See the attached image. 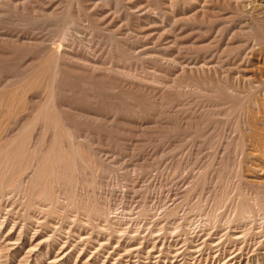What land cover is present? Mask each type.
<instances>
[{
    "label": "rangeland",
    "instance_id": "obj_1",
    "mask_svg": "<svg viewBox=\"0 0 264 264\" xmlns=\"http://www.w3.org/2000/svg\"><path fill=\"white\" fill-rule=\"evenodd\" d=\"M14 140L0 241L20 245L0 264H264V0H0V155ZM53 147L89 156L62 205L46 178L43 200L19 194Z\"/></svg>",
    "mask_w": 264,
    "mask_h": 264
},
{
    "label": "bare ground",
    "instance_id": "obj_2",
    "mask_svg": "<svg viewBox=\"0 0 264 264\" xmlns=\"http://www.w3.org/2000/svg\"><path fill=\"white\" fill-rule=\"evenodd\" d=\"M171 2V1H170ZM165 6V5H164ZM154 10V9H153ZM153 10H151V11H153ZM141 20V19H140ZM126 23V22H125ZM127 29V28H126ZM138 29V28H137ZM141 29V28H140ZM131 32V31H130ZM66 41H68V40H66ZM179 44V43H178ZM171 45V44H170ZM125 46V45H124ZM176 46V45H175ZM83 47V46H82ZM230 47V46H229ZM71 48V47H70ZM86 49V48H85ZM143 49V48H142ZM94 50V49H93ZM130 50V49H129ZM177 50H178V48H177ZM52 51V50H51ZM138 51V50H137ZM46 52V51H45ZM90 53V52H89ZM64 54V53H63ZM154 54V53H153ZM57 55V54H56ZM140 55V54H139ZM63 56V55H62ZM67 56V55H66ZM65 56V57H66ZM49 57H51V56H49ZM60 56H58L57 57V59H55V61L57 60V65H59V63H60V58H59ZM64 57V58H65ZM174 57V56H173ZM54 58V57H53ZM68 58V57H67ZM52 59V58H51ZM62 59V58H61ZM55 61H53V63L55 62ZM64 61V60H63ZM175 62H176V60H174ZM173 61V62H174ZM162 62V61H161ZM174 62V63H175ZM42 63V62H41ZM45 63V62H44ZM43 65V64H42ZM53 65H55V64H53ZM148 65V64H147ZM176 65V64H175ZM55 67V66H54ZM46 68V70H47V67H45ZM152 68V67H151ZM43 69V68H42ZM52 70V69H51ZM103 70V69H102ZM152 70H154V69H152ZM40 71V70H39ZM45 71V70H44ZM48 71V70H47ZM59 72L60 71H58V70H56L55 71V77L57 78L58 77V75H59ZM124 72V71H123ZM203 72V71H202ZM201 72V73H202ZM214 72V71H213ZM53 73V72H52ZM63 73V72H62ZM156 73V72H155ZM209 73V72H208ZM43 74H45V73H43ZM161 74V73H160ZM215 74V73H214ZM31 75H33V74H31ZM38 76V75H37ZM45 76V75H44ZM165 76V75H164ZM167 76V75H166ZM202 76H203V73H202ZM39 77V76H38ZM41 77H39L38 79H40ZM45 79V78H44ZM60 79V78H59ZM57 81V80H56ZM59 83H60V81H59ZM55 84V83H54ZM63 85V84H62ZM28 86V85H27ZM56 86V85H55ZM60 86V85H59ZM3 88V87H2ZM54 88H56V87H54ZM25 93V92H24ZM60 96V95H59ZM8 97V96H7ZM7 99V98H6ZM55 99V98H54ZM10 100V99H9ZM25 104V103H24ZM56 106V105H55ZM3 107V106H2ZM17 107V106H16ZM60 107V106H59ZM61 107H62V105H61ZM5 108V107H4ZM62 109V108H61ZM65 109V108H64ZM72 109V108H71ZM2 110V109H1ZM69 110V109H68ZM149 110V109H148ZM55 111V110H54ZM70 111H72V110H70ZM35 112V111H34ZM58 113V112H57ZM76 113V112H75ZM59 114V113H58ZM62 114V113H61ZM86 114V113H85ZM64 115V114H63ZM38 116V115H37ZM49 117V116H48ZM98 118V117H97ZM46 121V120H45ZM23 122V121H22ZM6 123V122H5ZM36 124H37V121L35 122ZM52 123V122H51ZM48 124V123H47ZM44 126V125H43ZM161 126V125H160ZM42 127V126H41ZM40 127V128H41ZM51 128V127H50ZM69 128V127H68ZM35 129V128H34ZM33 129V130H34ZM59 130H60V128H59ZM65 130V129H64ZM19 132V131H18ZM63 132V131H62ZM56 133V132H55ZM60 133V132H59ZM49 136V135H48ZM47 136V137H48ZM54 136V135H53ZM61 136V135H60ZM4 137V136H3ZM18 137V136H17ZM64 137V136H63ZM27 138V137H26ZM29 138H31V137H29ZM34 138V137H33ZM79 138V137H78ZM35 140V139H34ZM34 140H33V144L32 145H34ZM82 140V139H81ZM87 140V139H86ZM6 141V140H5ZM53 141V140H52ZM7 143V142H6ZM8 144V143H7ZM59 144V143H58ZM30 145V144H29ZM64 145V144H63ZM16 147V141L14 140V141H11L7 146H6V148H5V151L0 155V161H1V163H2V165H4L7 169H6V171L5 172H1L0 173V177L2 178L6 173L8 174L9 173V171L8 170H10V168H11V166H13V164H15V162L16 163H18L20 160V156L18 155V153H17V151L15 150V149H13V147ZM38 146V145H37ZM60 146V145H59ZM62 146V145H61ZM4 147H5V145H4ZM30 147V146H29ZM42 147V146H41ZM75 147H77V146H75ZM79 148V147H78ZM41 149V148H40ZM43 149V148H42ZM47 149V148H46ZM60 149H62V148H60ZM73 149H74V147H73ZM15 150V151H14ZM23 150V149H22ZM32 150V149H31ZM66 150V149H65ZM80 150V149H79ZM85 150V149H84ZM31 152V151H30ZM33 152V151H32ZM41 152V151H40ZM62 152V151H61ZM69 152V151H68ZM79 152H81V151H79ZM52 153H54V147L53 148H51L48 152H47V156L45 157V156H42L41 158H40V154H39V156H37V153L35 154L34 153V155H33V160H32V163H31V165H32V167H34V171H33V174H34V177H32V178H30V179H28V180H25L24 182H23V185H22V188L20 189V192H19V194L20 195H23V197L25 198V197H29V196H34V195H36V192L38 193L36 196H37V198L38 199H41V200H43V195H44V192H45V186L44 187H41L39 190L37 189L38 187H39V185H40V181H42V180H44L43 178H46V181L53 187V189H52V191L54 192V195H53V198L55 199V201L53 202V203H55V205H59V204H61V201L60 200H63L64 198H65V196L67 195V192H66V189L64 190V188L65 187H63V188H61V186H62V178H59V176H60V173H62V174H64V173H66L67 171H71V170H73L75 167H76V165H77V163H79L80 165H83L84 163H86L87 161H86V159L89 157H87L86 159L85 158H81L80 159V161H78V162H76L75 160H73V157H72V155L71 154H64V155H62V156H60V155H57V154H53V155H51ZM65 153H66V151H65ZM84 153H86V152H84ZM77 154V153H76ZM81 154H83V152L81 153ZM87 154V153H86ZM103 154V153H102ZM84 155V154H83ZM89 155H91V154H89ZM22 156V155H21ZM28 156V155H27ZM26 156V157H27ZM84 157V156H83ZM93 158V157H92ZM90 159V158H89ZM19 160V161H18ZM21 162H22V160H21ZM45 162V166L44 167H42V165L41 164H43ZM90 162V161H89ZM93 162H94V160H93ZM92 162V163H93ZM96 163V162H95ZM20 166H21V163H18ZM88 164V163H87ZM18 165V166H19ZM34 165V166H33ZM92 165V164H91ZM94 165H96V164H94L93 163V166ZM49 166V168H47ZM95 167L96 166H94L93 167V169L95 170ZM9 168V169H8ZM82 168V167H81ZM28 169V168H27ZM98 169V168H97ZM11 170H12V168H11ZM14 170V169H13ZM82 171H83V169H81ZM8 171V172H7ZM26 171V170H25ZM97 171V170H96ZM94 172V171H93ZM98 172V171H97ZM79 173V172H78ZM61 174V175H62ZM82 174V173H81ZM92 174V173H91ZM97 174V173H96ZM95 174V175H96ZM216 174V173H215ZM94 175V174H93ZM33 176V175H32ZM66 176H67V174H66ZM75 176V175H74ZM89 176V175H88ZM0 178V179H1ZM69 178V177H68ZM89 178V177H88ZM17 179V178H16ZM25 179V178H24ZM65 179V178H64ZM71 179V178H70ZM69 179V180H70ZM95 179V178H94ZM77 180H79V179H77ZM70 181H72V180H70ZM92 181V180H91ZM78 182V181H77ZM0 184H1V181H0ZM86 184V183H85ZM68 185V184H67ZM70 185V184H69ZM88 185V184H87ZM90 186V185H89ZM0 187H1V185H0ZM18 187H19V185H18ZM68 187V186H67ZM66 187V188H67ZM70 187H71V185H70ZM69 187V188H70ZM84 187V186H83ZM92 187V186H91ZM82 188V187H81ZM85 188H87V187H85ZM89 188V187H88ZM7 190V189H6ZM67 191H68V189H67ZM8 195V194H7ZM17 195V194H16ZM8 197V196H7ZM15 197V196H14ZM22 197V198H23ZM23 198V199H24ZM68 198V197H67ZM90 198V197H89ZM98 198V197H97ZM22 200V199H21ZM29 200V199H28ZM48 200H50L49 198H47L46 199V201H48ZM68 200H70V199H68ZM98 200V199H97ZM250 200V199H249ZM63 201H65V200H63ZM257 201H259V200H257ZM14 203V202H13ZM19 203V202H18ZM124 203V202H123ZM165 203V202H164ZM214 203V202H213ZM221 204H222V202H220ZM252 203V202H251ZM40 204H41V202H40ZM127 204V203H126ZM35 205V204H34ZM38 205V204H37ZM62 205V204H61ZM77 205V204H76ZM102 205V204H101ZM124 205V204H123ZM150 205V204H149ZM210 205V204H209ZM220 205V204H219ZM218 205V206H219ZM32 206V205H31ZM40 207H38V208H40V210H45V209H47V208H49L50 207V205H48V207H47V204H45V205H43V206H41V205H39ZM51 206H54V204H52ZM71 206V205H70ZM128 206V205H127ZM208 206V205H207ZM242 206V205H241ZM17 207V206H16ZM28 207V206H27ZM133 207V206H132ZM210 207V206H209ZM216 207H217V205H216ZM215 207V208H216ZM229 207V206H228ZM260 207V206H259ZM10 208V207H9ZM8 208V209H9ZM153 208V207H152ZM168 208V207H167ZM212 208V207H211ZM210 208V209H211ZM226 208V207H225ZM234 208V207H233ZM232 208V209H233ZM37 209V208H36ZM52 209V208H51ZM150 209V208H149ZM160 209V208H159ZM207 209V208H206ZM220 209V208H219ZM231 209V208H230ZM245 209V208H244ZM69 210V209H68ZM90 210H91V208H90ZM108 210V209H107ZM213 210V209H212ZM214 210H216V209H214ZM223 210V209H222ZM257 210V209H256ZM261 210H262V208H261ZM59 211V210H58ZM125 211V210H124ZM127 211H128V209H127ZM153 211V210H152ZM219 211H221V209L219 210ZM234 211V210H233ZM17 212V211H16ZM23 212H26L25 210L23 211ZM33 212V211H32ZM217 212H218V210H217ZM231 212H232V210H231ZM245 212V211H244ZM248 212V211H247ZM255 212V211H254ZM51 213V212H50ZM62 213V212H61ZM69 213V212H68ZM108 213V212H107ZM155 213V212H154ZM165 213V212H164ZM209 213V212H208ZM215 212L213 211V212H211V213H209V214H207L208 216V221H210V223H215L214 221H216V219H217V216L214 214ZM220 213V212H219ZM228 213V212H227ZM257 213V212H256ZM110 214V213H109ZM130 214V213H129ZM171 214V213H170ZM230 214V213H229ZM249 214V213H248ZM60 215H62V214H60ZM241 215H242V213H241ZM81 216V215H80ZM99 216V215H98ZM130 216V215H129ZM249 216V215H248ZM2 217H4V216H2ZM60 217V216H59ZM83 217V216H82ZM103 217V216H102ZM121 217V216H120ZM206 217V216H205ZM258 217V216H257ZM264 217V216H263ZM129 218V217H128ZM127 218V219H128ZM131 218V217H130ZM261 218V217H260ZM38 220L40 219V218H37ZM43 219V218H42ZM72 219V218H71ZM111 219V218H110ZM116 220H117V218H115ZM191 219V218H190ZM204 219V218H203ZM220 219V218H219ZM218 219V220H219ZM241 219V218H240ZM37 220V221H38ZM130 220V219H129ZM263 220V219H262ZM1 221V220H0ZM43 221V220H42ZM51 221V220H50ZM61 221V220H60ZM82 221V220H81ZM104 221V220H103ZM107 221V220H106ZM118 221H119V219H118ZM189 221V220H188ZM231 221V219L230 218H227V220L225 221L224 220V222L226 223V224H228L229 222ZM240 221V220H239ZM253 221V220H252ZM1 222H3V221H1ZM23 222V221H22ZM84 222V221H83ZM86 222V221H85ZM127 222V221H126ZM129 222V221H128ZM206 222V221H205ZM218 222V221H217ZM222 222H223V220H222ZM224 222H223V224H224ZM238 222V221H237ZM249 222H251V219H250V217H245V218H243V221H242V224L240 225L242 228L244 227V226H246L247 224H249ZM264 222V221H263ZM55 223V222H54ZM90 223V222H89ZM94 223H97V222H94ZM138 223V222H137ZM175 223V222H174ZM213 223H212V225H213ZM232 223V222H231ZM240 223V222H239ZM5 224L6 223H3V224H1V227L2 228H4L5 227ZM27 224V223H26ZM53 224V223H52ZM86 224V223H85ZM112 224V223H111ZM122 224V223H121ZM135 224V223H134ZM139 224V223H138ZM209 224V223H208ZM216 224V223H215ZM233 224H234V222H233ZM27 225H29V224H27ZM35 225V224H34ZM68 225H70V224H68ZM89 225V224H88ZM91 225V224H90ZM93 225V224H92ZM114 225V224H113ZM117 225V224H116ZM132 225V224H131ZM188 225V224H187ZM202 225V224H201ZM232 225V224H231ZM250 225V224H249ZM11 226H12V224H11ZM18 226V225H17ZM54 226H56V225H54ZM125 226V225H124ZM130 226V225H129ZM176 226V225H175ZM174 226V227H175ZM210 226V225H209ZM236 226V225H235ZM10 227V226H9ZM20 227V226H19ZM66 227V226H65ZM99 227V226H98ZM117 227V226H116ZM248 227V226H247ZM1 228V229H2ZM12 228H14V227H12ZM32 228V227H31ZM101 228V227H100ZM157 228H158V226H157ZM225 228V227H224ZM229 228V227H228ZM55 229V228H54ZM68 229V228H67ZM81 229V228H80ZM107 229V228H106ZM131 229V228H130ZM231 229V228H230ZM235 229L236 228H234V231H235ZM239 229V228H238ZM241 229V228H240ZM21 230V229H20ZM36 230V229H35ZM64 230H66V229H64ZM69 230V229H68ZM108 230V229H107ZM227 230H229V229H227ZM232 230V229H231ZM241 230H243V229H241ZM246 230V229H245ZM248 230V229H247ZM29 231V230H28ZM51 231H53V230H51ZM67 231V230H66ZM78 231V230H77ZM127 231H128V229H127ZM133 231V230H132ZM160 231V230H159ZM237 231V230H236ZM5 232V231H4ZM10 232V231H9ZM11 232H13V231H11ZM35 232V231H34ZM75 232V231H74ZM121 232V231H120ZM126 232V231H125ZM135 232V231H134ZM247 232V231H246ZM2 233V232H1ZM26 233V232H25ZM46 233V232H45ZM119 233V232H118ZM16 234V233H15ZM29 234V233H28ZM60 234H62V233H60ZM76 234V233H75ZM116 234H117V232H116ZM124 234V233H123ZM137 234V233H136ZM140 234V233H139ZM201 234V233H200ZM245 234V233H244ZM8 235V234H7ZM13 235V234H12ZM18 235V234H17ZM17 235H16V237H17ZM48 235V234H47ZM66 235V234H65ZM97 235V234H96ZM131 235V234H130ZM6 236V235H5ZM24 236H26V235H24ZM23 236V237H24ZM36 236V235H35ZM34 236V237H35ZM44 236V235H43ZM53 236V235H52ZM87 236V235H86ZM230 236V235H229ZM240 236V235H239ZM4 237V236H3ZM19 237V236H18ZM27 237V236H26ZM80 237V236H79ZM208 237V236H207ZM233 237V236H232ZM237 237V236H236ZM8 238V237H7ZM10 238V237H9ZM31 238V237H30ZM43 238V237H42ZM98 238V237H97ZM244 238V237H243ZM4 239V238H3ZM44 239V238H43ZM92 239V238H91ZM115 239H116V237H115ZM118 239V238H117ZM116 239V240H117ZM148 239V238H147ZM25 240H27L26 238H25ZM33 240V239H32ZM42 240V239H41ZM61 240V239H60ZM98 240V239H97ZM111 240V239H110ZM114 240V239H113ZM120 240V239H119ZM136 240V239H135ZM20 241V239L19 240H13V239H6V240H1L0 241V260L2 259V255H3V252H5V250H7V251H9L8 249H11V248H14L15 246H19L20 244H17L18 242ZM34 241H35V239H34ZM39 241V240H38ZM37 240H36V242H38ZM105 241H107V239L105 240ZM118 241V240H117ZM122 241V242H121ZM120 241V243H121V246H122V248H123V250L122 251H117V252H121L122 253V255H120V258H124V256H125V258H129L130 257V254H132V252H133V245H130L129 243H127L126 242V240H121ZM148 241V240H147ZM156 241V240H155ZM154 241V242H155ZM161 241V240H160ZM206 241V240H205ZM219 241V240H218ZM35 242V243H36ZM77 242V241H76ZM85 242V241H84ZM100 242H103V240L101 241V240H99V242H98V244L100 243ZM119 242V241H118ZM117 242V243H118ZM138 242V241H137ZM165 243H166V241H164ZM207 242V241H206ZM237 242V241H236ZM21 243V242H20ZM31 243V242H30ZM55 243V242H54ZM62 243V242H61ZM66 243V242H65ZM64 243V244H65ZM71 243V242H70ZM106 243V242H105ZM112 243V242H111ZM120 243H119V245H120ZM196 243V242H195ZM209 243H211V246H212V244L214 243H212V241H210ZM216 243V242H215ZM258 243V242H257ZM24 244V243H23ZM63 244V245H64ZM93 244V243H92ZM139 244V243H138ZM164 244V243H163ZM181 244V243H180ZM207 244V243H206ZM232 244V243H231ZM236 244V243H235ZM38 245V244H37ZM47 245V244H46ZM51 245V244H50ZM113 245V244H112ZM165 245V244H164ZM177 245V244H176ZM178 245H179V243H178ZM191 245V244H190ZM204 245V244H203ZM33 246V245H32ZM55 246H56V244H55ZM117 246V245H116ZM139 246V245H138ZM160 246H162V243H161V245ZM193 246H194V244H193ZM205 246V245H204ZM243 246V245H242ZM23 248H24V245L22 246ZM33 247H35V246H33ZM32 247V248H33ZM103 247V246H102ZM137 247V246H136ZM157 246H156V244L153 246V249H155ZM176 247V246H175ZM19 248V247H18ZM28 248V247H27ZM37 250H38V248L39 247H35ZM35 248H33V249H35ZM62 248V247H61ZM97 248V247H96ZM134 248H135V246H134ZM177 248V247H176ZM217 248V247H216ZM219 248V247H218ZM248 248V247H247ZM17 249V248H16ZM29 249V248H28ZM43 249V248H42ZM48 249V248H47ZM53 249V248H52ZM65 248H63L62 249V251L60 252V255L58 256V257H56V258H59V257H61V255H62V257L61 258H63V259H67V257L68 256H70V255H68V254H65V250H64ZM83 249V248H82ZM142 249V248H141ZM175 249V248H174ZM195 249V248H194ZM25 250V249H24ZM73 250V249H72ZM89 250V249H88ZM163 250H165V249H163ZM238 250V249H237ZM248 250V249H247ZM13 251V250H12ZM23 251V250H22ZM41 251V250H40ZM56 251V250H55ZM108 251V250H107ZM172 251H175V250H172ZM198 251V250H197ZM232 251V250H231ZM36 252V251H35ZM48 252V251H47ZM92 252V251H91ZM166 252V251H165ZM179 252V251H178ZM228 252V251H227ZM238 252H239V250H238ZM243 252V251H242ZM251 252V251H250ZM13 253V252H12ZM16 253V252H15ZM40 253H42V252H40ZM87 253V252H86ZM169 253V252H168ZM231 253V252H230ZM237 252H235V254H236ZM34 254V253H33ZM32 254V255H33ZM43 254V253H42ZM48 254V253H47ZM75 254V253H74ZM85 254V253H84ZM92 254V253H91ZM159 254V253H158ZM161 254V253H160ZM174 254V253H173ZM21 255H23V254H21ZM81 255V254H80ZM105 255V254H104ZM107 255V254H106ZM119 255V254H118ZM139 255V254H138ZM141 255V254H140ZM143 255V254H142ZM197 255H198V253H197ZM212 255V254H211ZM233 254H226L225 252L224 253H218V255H217V253H216V257L213 259V258H211V259H213V261L210 263V264H223V263H225V264H243L241 261H239V262H237L239 259L237 258V257H234L233 259H231V256H232ZM8 256V255H7ZM6 256V257H7ZM82 256V255H81ZM88 256V255H87ZM98 256V255H97ZM108 256V255H107ZM133 256V255H132ZM137 256V255H136ZM144 256V255H143ZM151 256H152V254H151ZM183 256V255H182ZM194 256V255H193ZM237 256V255H236ZM17 257V256H16ZM19 257V256H18ZM41 257H43V256H41ZM40 257V258H41ZM45 257V256H44ZM48 257V256H47ZM54 257V256H53ZM52 257V258H53ZM75 257V256H74ZM86 257V256H85ZM101 257V256H100ZM105 257V256H104ZM104 257H103V259H104ZM19 258H21V257H19ZM24 258V257H23ZM22 258V259H23ZM27 258H29V257H27ZM91 258V257H90ZM99 258V257H98ZM138 258V257H137ZM157 258V257H156ZM175 258V257H174ZM177 258V257H176ZM207 258V257H206ZM260 258V257H259ZM25 259V258H24ZM69 259V258H68ZM89 259V258H88ZM198 259V258H197ZM252 259V258H251ZM258 259V258H257ZM20 260V259H19ZM19 260H17V261H19ZM76 260V259H75ZM83 260V259H82ZM101 260V259H100ZM125 260V259H124ZM145 260V259H144ZM241 260V259H240ZM9 261V260H8ZM24 261V260H23ZM23 261H21V262H23ZM26 261V260H25ZM151 261V260H150ZM31 262V261H30ZM33 262V261H32ZM39 262V261H38ZM38 262H36V264L38 263ZM42 262V261H41ZM64 262V261H63ZM70 262V261H69ZM78 262V261H77ZM102 262V261H101ZM152 262V261H151ZM204 262V261H203ZM208 262H210V261H208V260H206L205 261V263L204 264H208ZM4 263V262H3ZM15 263V262H14ZM120 264H121V262H119ZM261 263V262H260ZM12 264V263H11ZM29 264V263H28ZM58 264V263H57ZM63 264H65V263H63ZM75 264V263H74ZM85 264H97V261L96 260H94V259H92V260H88ZM102 264V263H101ZM104 264H107V260H105V262H104ZM112 264H115V263H112ZM125 264H130L129 262H125ZM138 264H140V263H138ZM157 264V263H156ZM172 264H182L181 262H178V261H176V263H172ZM190 264H203L202 263V261H201V259H200V261L198 262H191Z\"/></svg>",
    "mask_w": 264,
    "mask_h": 264
}]
</instances>
